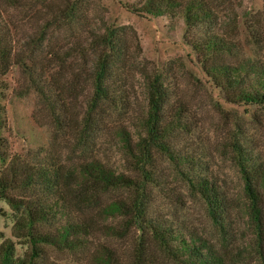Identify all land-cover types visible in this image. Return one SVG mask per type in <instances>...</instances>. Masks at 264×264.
<instances>
[{
  "label": "rangeland",
  "instance_id": "1",
  "mask_svg": "<svg viewBox=\"0 0 264 264\" xmlns=\"http://www.w3.org/2000/svg\"><path fill=\"white\" fill-rule=\"evenodd\" d=\"M68 1L24 0L25 5H15L0 0V31L8 33L12 47L9 64L0 72V177L20 178L28 166L70 167L88 158H98L116 172L125 171L112 129L120 121L135 134V122L144 110V71L160 73L168 87L165 115L170 118L178 103L185 112V129L175 130L170 139L183 164L155 155L156 185L145 190L147 214L174 238L169 243L171 251L157 245L146 228L139 230L98 210L132 192L112 189L99 193L89 207L80 211L68 207L69 212L61 215V222L68 218L92 225L86 242L76 248L40 244L38 263L94 264L99 259L110 264H185L186 260L190 264H264V187L259 183L257 226L247 213L239 165L264 170V106L231 101V91L205 74L202 57L188 43L189 38L216 33L229 50L205 59L206 64L251 66L254 73L264 74V0H207L210 20L190 28L178 9L156 16L131 9L144 0H78L75 17H59L44 34L50 10L57 15ZM119 26L125 28L129 60L120 65L116 61L112 67L119 89L116 105L107 109L99 133L81 142L78 128L73 124L67 128L65 122L54 119L45 97L52 99L58 90L70 113L79 117L83 98L91 93L87 73L94 50L88 49L89 41L94 33ZM38 38L42 41L35 50L37 58L43 60L54 49L62 59L61 67L51 60L44 70L34 73L25 58L22 63L19 55L24 44ZM70 48L74 51L68 56ZM77 72L80 76L75 78ZM119 97H126L127 109L119 108ZM182 172L205 177L217 192L223 206L219 224L210 220L203 200L189 189ZM6 193L25 199L41 196L42 190L34 186ZM19 214L0 197V243L8 239L13 255L21 258L28 256L29 243L24 229L20 233L14 225ZM189 237L203 244L201 259L187 258L176 248L180 238Z\"/></svg>",
  "mask_w": 264,
  "mask_h": 264
},
{
  "label": "trees",
  "instance_id": "2",
  "mask_svg": "<svg viewBox=\"0 0 264 264\" xmlns=\"http://www.w3.org/2000/svg\"><path fill=\"white\" fill-rule=\"evenodd\" d=\"M10 4L25 5L24 0H3ZM207 0H144L142 4L131 8L137 13L150 15H162L168 11L178 9L183 22L187 27H195L208 22L212 11ZM78 0L65 2L59 13L45 21L44 31L59 17L72 19L77 13ZM50 9V8H49ZM57 10V11H58ZM125 28H105L101 33H94L89 41L90 51L94 50V57L88 69L91 93L83 98L84 108L79 117L72 115L69 106L60 98L59 91H54L53 98L45 99L52 116L57 122L64 123L67 128L74 125L78 128V139L82 142L90 138L91 133L98 134L107 109L116 105V88L118 81L113 79L112 67L116 61L128 62ZM8 33L0 31V72H4L12 56V47L9 44ZM35 40V39H34ZM33 39L24 44L23 55H19L28 61L31 71H41L51 60H56L59 67L62 59L56 50L51 49L43 60L37 58L35 50L40 47L42 38L35 42ZM41 40V41H40ZM191 49L202 57V69L211 80L223 89L231 91V101H243L245 103L264 106V74L254 73L251 66L231 67L223 64H206L208 59L220 51H228L227 43L216 33H208L204 37L189 38ZM71 53L74 48H70ZM83 52V49H79ZM50 58V59H48ZM45 63V65L43 64ZM36 66L38 70H36ZM44 70V69H43ZM252 72V73H251ZM252 74V75H251ZM144 81V110L135 122V134L119 121L115 126L113 138L118 145L119 154L124 159L125 171L116 172L98 158H88L70 167L59 166H28L22 177L17 175L0 177V197L14 208L19 210V216L14 225L18 231L24 229L29 243L27 257H15L12 243L5 239L0 243V264H39L41 258L40 244L55 247L76 248L82 246L91 233V224L84 220H70L61 215L69 212L68 207L78 211L89 207L99 195L107 190L119 189L132 191L129 195H119V198L111 200L107 205L98 210L107 217H119L126 225L133 224L137 229L146 228L150 232L151 239L160 247L172 250L171 240H174L171 232L164 229V225L158 222L148 212V203L145 198V190L149 186L156 185L154 176L155 155L163 154L173 164H183L176 158V153L171 148L170 139L175 130L185 129L184 113L181 104L175 105L170 111V118L165 115V106L168 103V87L163 82L160 73L156 71L141 72ZM80 73L74 74L77 78ZM40 93H43L42 87ZM50 93V92H49ZM53 93V92H52ZM58 96V97H57ZM127 99L119 97V108L128 107ZM78 123V125H77ZM73 124V125H71ZM240 165L243 180L244 196L247 199V213L250 219L258 226L260 222V184L264 187V170H253ZM189 189L196 193L204 202L206 212L210 220L219 224L222 220V204L217 192L209 184L205 177L190 175L182 172ZM17 176V177H16ZM260 183V184H259ZM34 186L41 188L42 195L16 199L9 196L7 189H30ZM121 220V221H122ZM56 222V223H55ZM48 225L41 228L39 225ZM55 224V225H54ZM112 229V228H110ZM120 235V234H119ZM193 237L179 239L177 249L188 257L202 258L200 247ZM141 246V243L139 244ZM175 250V249H174ZM176 251V250H175ZM189 260L185 264H190ZM94 264H110L106 260L96 259Z\"/></svg>",
  "mask_w": 264,
  "mask_h": 264
}]
</instances>
